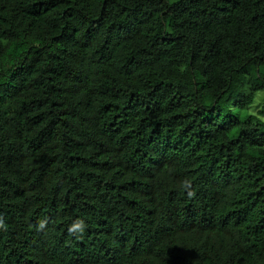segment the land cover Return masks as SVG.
I'll return each mask as SVG.
<instances>
[{
    "label": "trees",
    "instance_id": "1",
    "mask_svg": "<svg viewBox=\"0 0 264 264\" xmlns=\"http://www.w3.org/2000/svg\"><path fill=\"white\" fill-rule=\"evenodd\" d=\"M261 91L264 0H0V264H264Z\"/></svg>",
    "mask_w": 264,
    "mask_h": 264
},
{
    "label": "rangeland",
    "instance_id": "2",
    "mask_svg": "<svg viewBox=\"0 0 264 264\" xmlns=\"http://www.w3.org/2000/svg\"><path fill=\"white\" fill-rule=\"evenodd\" d=\"M170 2H174L176 0H169ZM262 105H264V91L258 92L253 103H252V107L249 108V110L247 111H240V116L244 117L242 115H245L248 113H252V114H257V111L262 107ZM235 110V109H233ZM260 118H264L263 116H260Z\"/></svg>",
    "mask_w": 264,
    "mask_h": 264
}]
</instances>
